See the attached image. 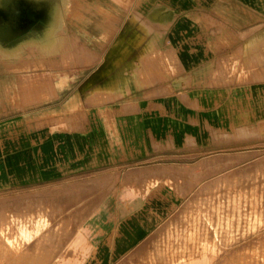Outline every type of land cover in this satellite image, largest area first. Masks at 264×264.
Masks as SVG:
<instances>
[{
  "label": "rangeland",
  "instance_id": "rangeland-1",
  "mask_svg": "<svg viewBox=\"0 0 264 264\" xmlns=\"http://www.w3.org/2000/svg\"><path fill=\"white\" fill-rule=\"evenodd\" d=\"M45 4L37 27L0 38V121L36 112L47 125L69 103H109L91 92L99 76L72 33L104 28L108 41L148 12L147 0ZM231 71L191 115L199 125L178 112L125 166L1 188L0 264H264V121L243 130L242 61Z\"/></svg>",
  "mask_w": 264,
  "mask_h": 264
},
{
  "label": "crops",
  "instance_id": "crops-1",
  "mask_svg": "<svg viewBox=\"0 0 264 264\" xmlns=\"http://www.w3.org/2000/svg\"><path fill=\"white\" fill-rule=\"evenodd\" d=\"M45 5V0H0V38L37 27ZM147 5V13H131L128 32L116 28L108 41L104 28L72 33L85 48L82 67L99 76L91 92L109 103L90 109L69 103L68 113L53 111L55 122L47 125L36 112L0 121V189L125 166L154 140L155 125L170 128L178 112L199 125L198 114L191 115L204 109L207 95L225 89L221 80L239 60L245 75L243 130L263 123L264 0H147ZM111 47L120 52L104 60L101 50ZM215 261L207 256L184 264Z\"/></svg>",
  "mask_w": 264,
  "mask_h": 264
}]
</instances>
